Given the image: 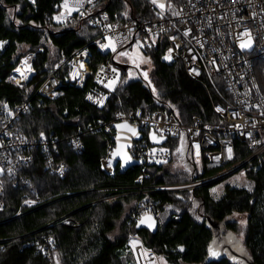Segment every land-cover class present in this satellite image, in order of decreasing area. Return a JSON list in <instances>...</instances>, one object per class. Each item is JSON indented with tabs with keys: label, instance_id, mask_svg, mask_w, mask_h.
<instances>
[{
	"label": "trees",
	"instance_id": "1",
	"mask_svg": "<svg viewBox=\"0 0 264 264\" xmlns=\"http://www.w3.org/2000/svg\"><path fill=\"white\" fill-rule=\"evenodd\" d=\"M63 2L0 0V41L5 42L4 51L0 52V111L5 105L11 110L31 100V113L20 117L15 127L21 136L30 140L39 138L41 133L56 139L60 160L69 165L65 177L53 176L45 168L44 157L37 153L27 175L44 205L6 220L15 215L20 201L28 195L21 190L10 191L11 208L0 216V264H130L133 254L128 245L129 233L134 230L171 264H246L236 259L209 260V247L218 227L223 237L227 233L236 235L250 264H264V156L242 166L254 183L253 190L227 186L222 198L216 200L209 188L217 179L193 191L153 193L148 195L149 199L160 201L166 215L165 225L158 227L156 233L129 225L138 198L132 193L142 169L134 166L122 172L118 162L113 175L107 174L101 160L106 156L109 135L104 127L95 133H90L89 127L103 123L111 128L116 124L118 113L128 114L138 109L146 117L155 111H166L184 125L191 124L195 116L206 124H217L220 119L213 105L219 97L215 90H206L200 82L192 80L181 63H163L165 48L162 46L144 53L153 65L149 81L143 77L128 80L129 68H120L116 62V55L121 51L102 55L94 46L89 47L93 73L108 58L114 59L119 71L120 80L108 90L111 96L103 109L87 101L89 92L95 88L93 75L87 78L83 89L78 88L72 83L68 68L59 72L65 83L62 89L48 96L36 95L62 57H71L99 35L98 30L85 23L67 29L55 24L53 17ZM152 4V0H101L96 12L108 13L113 20L144 21L153 18ZM23 47L25 53H22ZM28 56L35 74L29 83L20 87L12 74ZM259 81L264 82L263 76ZM221 93L229 97L223 88ZM73 136L82 140L83 153H75L68 144ZM167 147L173 159L167 165L150 169L149 184H175L191 179L192 170L182 174L168 170L175 162L179 141L169 140ZM236 151L235 164L244 162L254 152L247 142L240 140L236 141ZM215 174V171H206L198 177L205 179ZM196 202L201 211L197 217L192 214ZM173 214H181L182 218L174 221ZM240 215L247 216L242 240L236 220ZM64 216L76 221L79 227L67 226ZM42 235L53 238L51 260L33 244Z\"/></svg>",
	"mask_w": 264,
	"mask_h": 264
},
{
	"label": "built area",
	"instance_id": "2",
	"mask_svg": "<svg viewBox=\"0 0 264 264\" xmlns=\"http://www.w3.org/2000/svg\"><path fill=\"white\" fill-rule=\"evenodd\" d=\"M100 1L67 0V8L65 2L59 5L53 17L55 24L67 29L85 23L98 30L99 35L71 57H62L36 95L48 96L62 89L65 83L59 72L68 68V75L78 88L83 89L87 78L93 75L95 88L88 94L92 99L87 97V101L97 109H103L111 96L108 92L112 88L111 82L118 79V71L114 59L108 58L93 73L90 70L92 53L89 47L94 46L102 55H115L130 45H138L143 53L158 46L164 47L163 57L169 55L171 58L165 60L162 57L163 63H181L192 80L200 82L206 90H215L219 97L213 105V111L220 119L217 124H206L195 116L191 124L184 125L175 116L160 110L147 117L141 109L116 116V123L127 122L140 128L130 154L134 160L142 163V173L132 193L138 198L128 223L137 227L142 217L152 216L157 226L162 227L166 222L165 212L160 201L149 199L148 195L193 191L208 182L233 174L253 159L264 156V82L259 81L260 76L264 79V0H166L164 9L153 3V18L144 21L113 20L108 13H97ZM246 30L251 37V46L241 49L242 41L248 43V36L241 35ZM185 32L188 34L185 35ZM109 40L116 52L111 47H101L109 44ZM169 49L172 51L169 52ZM30 58L27 59L30 61ZM27 59L25 61L28 62ZM83 64L86 70L81 67ZM34 74L35 70L30 78L20 82L18 78L22 77L15 70L12 78L22 87L30 82ZM221 88L229 97L223 96ZM100 100L104 101L103 105L99 103ZM218 108L222 111H217ZM31 110V100H28L11 110L2 107L0 111V216L11 208V190L28 192L20 201L15 215L6 220L21 217L24 212L44 205L43 198L31 186L27 175L37 153L44 157L45 168L51 175L63 178L69 171V165L60 160L56 139L43 135L30 140L21 136L15 127L20 117L31 113ZM102 127L109 138L101 165L107 174L113 175L114 166L118 163L113 159L118 132L114 126L108 128L103 123L97 127L90 126L88 130L90 133L100 132ZM151 130L161 137H167L166 144L153 146L149 140ZM83 132L80 131L81 134ZM169 140H178L182 146H188L194 164L191 179L175 184H149L150 169L167 165L173 159L167 147ZM237 140L247 142L254 151L239 164H235ZM68 144L75 153H83L84 144L78 136H73ZM196 145H199L198 149ZM109 160L111 167L108 166ZM206 171L217 174L205 179L198 177ZM181 218V214L172 215L174 221ZM63 219L67 226L79 227L68 216ZM33 244H36L39 253L52 259L54 241L51 236L42 235ZM128 245L135 264L170 263L166 256L148 247L136 230L129 233Z\"/></svg>",
	"mask_w": 264,
	"mask_h": 264
},
{
	"label": "rangeland",
	"instance_id": "3",
	"mask_svg": "<svg viewBox=\"0 0 264 264\" xmlns=\"http://www.w3.org/2000/svg\"><path fill=\"white\" fill-rule=\"evenodd\" d=\"M4 48H5V45H4ZM2 51H4V50H2ZM25 52H26V48L23 47L22 53H25ZM123 52H126L129 55L122 57L119 55V53H120L119 52L116 55V62L131 66V68H129L128 73H127L128 80H135V79H138L140 77L145 78L144 73L147 72V80L149 81V76H150V72L153 68V65H152L151 61L149 60V58L138 48V45H133L129 49L123 50ZM29 55H31V54H29ZM28 57H31V56H28ZM129 57H136L135 63L133 62V59H130ZM26 59H24V61ZM28 62L30 63L29 60H28ZM117 71H118V68H117ZM119 80H120V77H119V71H118V79L115 81V83H112L111 87L114 88L118 84ZM113 88H111V89H113ZM174 160H175V162L173 164H171L170 166H168L169 171H172L174 173H181V174L184 173L185 171L190 173V171L192 170V172H193L194 164L190 159L189 148L187 145L182 146L180 144V147L177 148V150L175 151V159ZM197 164H198V162H197ZM185 174L187 175L188 173H185ZM182 177H184V176L182 175ZM219 179L217 182L214 183V185H212L209 188V191H210L212 197L216 200L222 198V196L224 195L225 188L227 186L242 188V189H246L249 191L253 190V188H254V183L245 175V171L242 168H240L237 172H235L233 174H227V175H225ZM192 214L196 215V217L199 216V214H201V211H199V202L194 203ZM236 220L239 223L238 235H239V238H241V240H242L245 237V232H246V228H247V216H245V215L244 216H242V215L237 216ZM238 261H242V260L238 259ZM129 263L135 264L134 259H132L131 262L129 261ZM169 264H171V263H169Z\"/></svg>",
	"mask_w": 264,
	"mask_h": 264
},
{
	"label": "water",
	"instance_id": "4",
	"mask_svg": "<svg viewBox=\"0 0 264 264\" xmlns=\"http://www.w3.org/2000/svg\"><path fill=\"white\" fill-rule=\"evenodd\" d=\"M165 3L166 0H157V3L155 4L157 6L163 4L164 5L163 9H164ZM129 47L125 48V50H127ZM117 66L125 70L131 68V66L121 63H117ZM117 125H121V127H117ZM114 129H116V131L118 132V136L116 139L117 146L115 153H117V149H119V153L115 155L113 154V159L121 163L122 172H125L134 166H138V167L141 166L142 163L140 161L134 160L130 154V149L132 148L133 140L140 132L139 126L130 125L127 122H121V123H116L114 125ZM131 129H135V134H133V131H131ZM153 136H155L156 138L153 139ZM149 140L153 146H162L166 144L168 139L167 137L159 136L154 130H151L149 133ZM126 157H130L131 159L126 160L125 159ZM152 222H153V226L151 228L148 227L147 224H140L139 222L138 223L139 226H137V230H147L150 231L151 233H156L158 230V226L153 217H152ZM210 247L212 248L213 252L216 253V255H212L209 252L210 261L214 259L221 260L222 258H224V259H236V260L239 259L246 264L251 263L250 259L243 255L242 243L237 239L236 235H234L233 233H227L225 237H223V233L220 227H218V231L214 235Z\"/></svg>",
	"mask_w": 264,
	"mask_h": 264
},
{
	"label": "snow or ice",
	"instance_id": "5",
	"mask_svg": "<svg viewBox=\"0 0 264 264\" xmlns=\"http://www.w3.org/2000/svg\"><path fill=\"white\" fill-rule=\"evenodd\" d=\"M35 2V0H33V3ZM89 2H91V0H89ZM233 2H234V0H233ZM152 3H157V0H152ZM161 8H163L164 7V5L163 4H160L159 5ZM65 7L67 8V0H65ZM17 10H18V8H17ZM71 10L72 9H68V11L69 12H71ZM176 15H179V13H175ZM57 19H59V17H57ZM17 23H20V21L19 20H17L16 21ZM188 33L187 32H185V35H187ZM242 36H248V43H245V42H241L240 43V47H241V49H245V48H248V47H250L251 46V37H250V34L247 32V30L244 32V33H242L241 34ZM172 39H175L174 37H172ZM101 47H111L112 48V51L113 52H116V48H115V46L114 45H112V43H111V40H109V44H107V45H101ZM172 51V49H169V52H171ZM119 55L120 56H128L129 54L128 53H126V52H123V51H121L120 53H119ZM130 59H133V62L135 63V60H136V57H129ZM165 60H170V56L169 55H165L164 57H163ZM138 66V65H137ZM81 67H83V65H81ZM16 71L17 72H21V69L20 68H17L16 69ZM113 71L115 72L116 70L115 69H113ZM193 71H196L195 69L193 70ZM144 77H145V79H147V72H145L144 73ZM26 78V77H25ZM111 83H115V81L113 80ZM106 87H108L109 85H105ZM153 92H155V89L153 88ZM88 99H92V97L91 96H89L88 97ZM103 100H100L99 101V103L101 104V105H103ZM5 107H7V105H5ZM217 111H222V109H217ZM117 127H121V125H117ZM131 131H133V134H135V129H131ZM41 136H43V133H41ZM249 136H251V134L249 133ZM156 137L155 136H153V139H155ZM196 147H197V149L199 148V145H196ZM228 152H229V158H230V155H231V149L229 148L228 149ZM117 153H119V149H117ZM117 153H114V155L115 154H117ZM126 160L127 159H131L130 157H126L125 158ZM108 166L109 167H111V160H109V162H108ZM243 223V222H242ZM140 224H147L148 225V227H152L153 226V222H152V217H150V216H146V217H142L141 218V220H140ZM137 226H139V224L137 225ZM181 250H183V249H181ZM209 252L212 254V255H216V253L215 252H213V250H212V248L210 247L209 248Z\"/></svg>",
	"mask_w": 264,
	"mask_h": 264
},
{
	"label": "bare ground",
	"instance_id": "6",
	"mask_svg": "<svg viewBox=\"0 0 264 264\" xmlns=\"http://www.w3.org/2000/svg\"><path fill=\"white\" fill-rule=\"evenodd\" d=\"M4 45H5V42L3 41H0V51L2 52V50H4ZM18 68L21 69V72H17L18 74H20V76L22 78H18V80L20 82H24L26 81L28 78H30L33 73H34V69L32 67V65L30 63H28L27 61H24ZM84 70H86V66L85 64H83V67H82ZM26 77V78H25Z\"/></svg>",
	"mask_w": 264,
	"mask_h": 264
}]
</instances>
